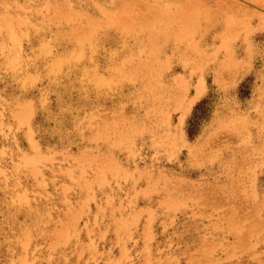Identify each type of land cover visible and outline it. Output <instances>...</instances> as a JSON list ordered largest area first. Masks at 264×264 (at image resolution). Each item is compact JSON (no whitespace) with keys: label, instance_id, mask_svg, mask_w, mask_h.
Returning a JSON list of instances; mask_svg holds the SVG:
<instances>
[{"label":"rangeland","instance_id":"obj_1","mask_svg":"<svg viewBox=\"0 0 264 264\" xmlns=\"http://www.w3.org/2000/svg\"><path fill=\"white\" fill-rule=\"evenodd\" d=\"M0 264H264V0H0Z\"/></svg>","mask_w":264,"mask_h":264},{"label":"trees","instance_id":"obj_2","mask_svg":"<svg viewBox=\"0 0 264 264\" xmlns=\"http://www.w3.org/2000/svg\"><path fill=\"white\" fill-rule=\"evenodd\" d=\"M192 133H193V129L191 127V130L189 131V134L192 135Z\"/></svg>","mask_w":264,"mask_h":264}]
</instances>
